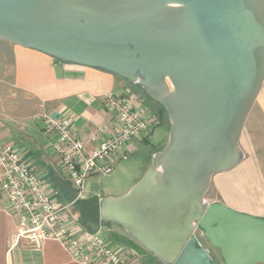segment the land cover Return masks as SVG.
<instances>
[{"label":"water","instance_id":"obj_1","mask_svg":"<svg viewBox=\"0 0 264 264\" xmlns=\"http://www.w3.org/2000/svg\"><path fill=\"white\" fill-rule=\"evenodd\" d=\"M0 40L137 85L169 121L165 147L119 197L74 201L162 264H264V219L205 195L236 167L264 83V0H0Z\"/></svg>","mask_w":264,"mask_h":264},{"label":"crops","instance_id":"obj_2","mask_svg":"<svg viewBox=\"0 0 264 264\" xmlns=\"http://www.w3.org/2000/svg\"><path fill=\"white\" fill-rule=\"evenodd\" d=\"M137 88L114 75L78 65L55 64L42 53L0 40V140L20 151L39 174L52 201L69 207L71 217L84 228L89 229L88 224L81 221L79 211L72 205L77 192L62 175L50 150L51 140L36 118L62 117L70 122L72 133L84 139V134L94 128H109L114 123L103 100L111 92L130 94L134 105L142 106L154 117L144 104L145 95ZM139 145H135L136 150ZM239 146L242 160L230 171L212 177L207 191L210 197L206 200L264 219V83L245 120ZM58 196L71 201L64 205ZM19 227V220L6 209L0 191V264H82L72 260L53 240H47L41 249L28 246L17 237ZM105 231L114 245L136 256L140 264H162L120 228L110 225Z\"/></svg>","mask_w":264,"mask_h":264},{"label":"built area","instance_id":"obj_3","mask_svg":"<svg viewBox=\"0 0 264 264\" xmlns=\"http://www.w3.org/2000/svg\"><path fill=\"white\" fill-rule=\"evenodd\" d=\"M103 100L114 123L109 128H94L84 139L73 134L70 122L62 117L36 118L51 140L50 150L62 175L77 192L76 199L89 178L111 175L115 165L136 150L137 143L149 142L157 121L142 106L134 105L130 94L111 92ZM0 175L5 207L19 220L17 237L28 246L41 249L47 240H53L82 264H140L136 256L109 238L81 226L69 214V207L52 201L39 174L20 151L1 140Z\"/></svg>","mask_w":264,"mask_h":264},{"label":"rangeland","instance_id":"obj_4","mask_svg":"<svg viewBox=\"0 0 264 264\" xmlns=\"http://www.w3.org/2000/svg\"><path fill=\"white\" fill-rule=\"evenodd\" d=\"M137 89L142 91V89L139 87ZM143 94L145 95L144 92ZM137 102L139 103L140 101L137 99ZM144 104L146 105L147 110L150 109L152 112H154L155 116H157V122L154 123V130L151 140L149 142L141 143L137 147L136 151L127 155L126 159H121L118 164L115 165V170L111 175L104 177H92L88 179L85 182L83 188V193L85 195H81V197H119L126 194L130 188L141 179L145 171L151 166L153 159L152 154L160 152L165 147L169 132V121L166 117L165 111L161 106L148 99L146 95ZM71 187L74 188L72 185ZM86 193L88 195H86ZM209 193H206L205 200L210 197ZM58 199L64 205H68L70 203L69 201H71H68L67 198L65 199L61 196H58ZM75 210L78 211L76 207ZM80 219L82 222L86 223L83 218L80 217ZM107 226L108 225L101 224L100 230L98 231L105 237H107V233H105ZM195 235L198 239L199 245L209 250L213 261L216 264H223L219 250L214 249L209 245L202 231L196 228Z\"/></svg>","mask_w":264,"mask_h":264},{"label":"trees","instance_id":"obj_5","mask_svg":"<svg viewBox=\"0 0 264 264\" xmlns=\"http://www.w3.org/2000/svg\"><path fill=\"white\" fill-rule=\"evenodd\" d=\"M163 109V108H162ZM164 110V109H163ZM166 114V113H165ZM157 117V116H156Z\"/></svg>","mask_w":264,"mask_h":264}]
</instances>
